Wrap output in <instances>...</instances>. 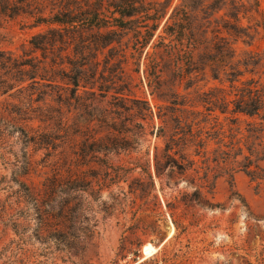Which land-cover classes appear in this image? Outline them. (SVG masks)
Listing matches in <instances>:
<instances>
[{
    "label": "trees",
    "instance_id": "trees-1",
    "mask_svg": "<svg viewBox=\"0 0 264 264\" xmlns=\"http://www.w3.org/2000/svg\"><path fill=\"white\" fill-rule=\"evenodd\" d=\"M252 6L257 7L256 0ZM245 10L237 0L175 4L173 0H0V16L24 15L31 19L30 27H44L27 41L28 53L0 50V96L16 101L9 104V110L5 108L6 115L0 113V148L15 132L26 143H38L24 128L33 123L37 128L52 124L61 128L66 123L63 112L68 109L85 117L86 147L96 145L98 149L92 153L100 151L105 156L120 147L114 141L139 140L145 135L142 124L133 125L136 134H128L122 124L126 104L135 101L123 96L124 83L115 84L120 80L111 69L125 62L128 51L137 67L142 55L143 80L150 94L168 103L157 108L163 124L158 130L162 136L167 134L163 148L153 154L156 176L173 169L194 176L201 171L197 179L205 185L199 188L207 191L213 188L208 181L212 171L230 180L241 172L257 186L264 183V50L237 57L232 47L236 40L249 38L248 28L239 24V14ZM117 48L124 52L112 60ZM205 77L217 85L207 91L195 89V101L188 104L190 93L179 94L178 87L183 83L186 91ZM93 103L103 105L95 116L91 114ZM197 107L199 111L194 110ZM139 111L143 121L147 108L140 106ZM93 128L104 135L95 138L100 131L91 134ZM194 157L201 159L200 164L210 162L211 167H194ZM28 166L26 162L19 167L21 174H26L23 171ZM146 177L151 187V177ZM85 186L82 177L45 178L41 200L35 204L37 218L41 223L45 220L44 208L56 191L69 195ZM199 188H194L188 200L214 207Z\"/></svg>",
    "mask_w": 264,
    "mask_h": 264
},
{
    "label": "rangeland",
    "instance_id": "rangeland-1",
    "mask_svg": "<svg viewBox=\"0 0 264 264\" xmlns=\"http://www.w3.org/2000/svg\"><path fill=\"white\" fill-rule=\"evenodd\" d=\"M180 1L173 0V4ZM237 1L246 9L239 14V24L249 32L245 42L236 40L232 44L240 57L264 50V0H256V8L252 0ZM30 23L24 15L0 16V50L28 53L29 38L44 30L30 27ZM222 36L226 37L224 33ZM120 50L113 52L112 60L120 59L124 52ZM127 53L125 62L111 69L120 80L115 84L124 83L123 96L135 101L126 104L122 124L128 134H136L133 125L142 124L145 135L139 140L130 139L126 144L114 141L120 147L105 156L100 151L92 153L90 150L98 149L96 145L86 147L85 117L68 109L63 112L66 123L61 128L58 124L37 128V123L24 128L27 136H36L38 143H26L15 132L0 148V264H264V183L257 186L241 172L234 173L230 180L212 171L208 181L213 188L207 191L199 188L205 185L197 179L201 171L194 176L173 169L156 176L153 154L163 148L167 134L162 136L163 131L158 130L163 124L157 118V108L168 103L150 94L145 86L142 55L137 67ZM98 61L100 70L102 56ZM216 85L205 77L186 91L181 83L177 92L190 93V104L195 101V89L207 91ZM15 103L0 96V113L6 115L5 108L9 110ZM102 106L93 103L91 114L97 115ZM140 106L147 108L142 112L146 115L143 121L139 119ZM98 130L93 128L90 133ZM103 135L100 131L95 138ZM212 147H207L205 157L210 158ZM193 159L196 168L206 164L211 167L210 162L200 164V158ZM26 162L29 166L23 175L19 167ZM54 177H82L87 186L69 195L56 191L44 208L47 216L41 223L35 204L41 200L43 180ZM194 188L215 206L189 201ZM145 246L155 252L142 260Z\"/></svg>",
    "mask_w": 264,
    "mask_h": 264
},
{
    "label": "bare ground",
    "instance_id": "bare-ground-1",
    "mask_svg": "<svg viewBox=\"0 0 264 264\" xmlns=\"http://www.w3.org/2000/svg\"><path fill=\"white\" fill-rule=\"evenodd\" d=\"M155 251L152 249V248H150L149 246H145L144 248H143V253H144V255H145V258L146 257H149V255H151L152 253H154ZM153 255V254H152Z\"/></svg>",
    "mask_w": 264,
    "mask_h": 264
},
{
    "label": "water",
    "instance_id": "water-1",
    "mask_svg": "<svg viewBox=\"0 0 264 264\" xmlns=\"http://www.w3.org/2000/svg\"><path fill=\"white\" fill-rule=\"evenodd\" d=\"M140 259H145V255H144V253H143V251H141V258Z\"/></svg>",
    "mask_w": 264,
    "mask_h": 264
}]
</instances>
